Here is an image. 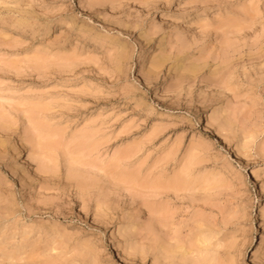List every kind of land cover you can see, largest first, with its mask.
Wrapping results in <instances>:
<instances>
[{
  "label": "rangeland",
  "instance_id": "rangeland-1",
  "mask_svg": "<svg viewBox=\"0 0 264 264\" xmlns=\"http://www.w3.org/2000/svg\"><path fill=\"white\" fill-rule=\"evenodd\" d=\"M261 5L0 0V264H251Z\"/></svg>",
  "mask_w": 264,
  "mask_h": 264
},
{
  "label": "snow or ice",
  "instance_id": "snow-or-ice-1",
  "mask_svg": "<svg viewBox=\"0 0 264 264\" xmlns=\"http://www.w3.org/2000/svg\"><path fill=\"white\" fill-rule=\"evenodd\" d=\"M252 6L255 7L254 4ZM261 8L264 9V5H261ZM262 15H264V12H262ZM261 61V95L264 96V56L261 57ZM257 174L259 175L260 181L264 183V166L261 167ZM260 203L261 205H264V196L261 197ZM261 211H264V208H262ZM262 231H264V229H262ZM253 247H255V245H253ZM110 264H117V262L113 261L110 262ZM136 264H139V262L137 261ZM160 264H163V262H160ZM237 264H245V262L241 260L238 261ZM251 264H264V239L260 240L259 248L257 249L256 255L253 257Z\"/></svg>",
  "mask_w": 264,
  "mask_h": 264
}]
</instances>
